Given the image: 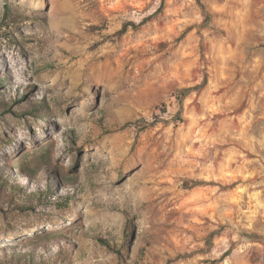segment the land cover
I'll use <instances>...</instances> for the list:
<instances>
[{
	"label": "rangeland",
	"instance_id": "rangeland-1",
	"mask_svg": "<svg viewBox=\"0 0 264 264\" xmlns=\"http://www.w3.org/2000/svg\"><path fill=\"white\" fill-rule=\"evenodd\" d=\"M201 1L0 0V264H264V0Z\"/></svg>",
	"mask_w": 264,
	"mask_h": 264
},
{
	"label": "trees",
	"instance_id": "trees-1",
	"mask_svg": "<svg viewBox=\"0 0 264 264\" xmlns=\"http://www.w3.org/2000/svg\"><path fill=\"white\" fill-rule=\"evenodd\" d=\"M198 1H199L200 6H201V9H202V11H203V13L205 15L204 21L199 26V30H202L204 27L212 25L211 24V16L212 15L209 12L208 7L206 6V4H204L201 0H198ZM163 2H164V0H163ZM163 2L161 3V7L163 5ZM129 27H133V29H136V28L139 27V24H136L135 22H125L124 25L122 26V28L117 32V34L122 36L123 34H125L128 31ZM203 43H204V38L202 36V44ZM207 82H208V76L205 75L204 79H203V81L201 83L196 84L195 86L182 87L180 89V94H181V96L179 97L180 109H179V111L177 112V114L173 118L165 119V118H159L157 116V118H155L152 121L144 120L142 125L139 126V129L143 130V129H147V128H152V127L156 126L157 123L169 124V123L174 122V121L184 122L185 119H184V117L182 115V108H183V105H184V99L192 91H196V90L200 91L201 89H203L207 85ZM251 237H253L254 239L262 238V236H260L258 234H251Z\"/></svg>",
	"mask_w": 264,
	"mask_h": 264
}]
</instances>
